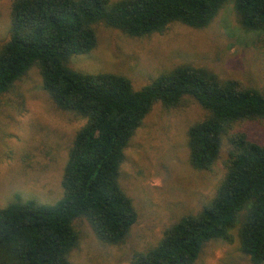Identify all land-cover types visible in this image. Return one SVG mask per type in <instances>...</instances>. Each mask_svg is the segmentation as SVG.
<instances>
[{"label":"trees","instance_id":"obj_1","mask_svg":"<svg viewBox=\"0 0 264 264\" xmlns=\"http://www.w3.org/2000/svg\"><path fill=\"white\" fill-rule=\"evenodd\" d=\"M229 3L246 31H264V0H14L9 41L0 49V95L33 67L55 105L86 119L69 152L62 197L52 205L15 196L0 208V264H70L85 218L105 244L126 242L138 212L120 183L126 149L158 103L179 107L196 100L204 119L188 132L190 163L210 170L223 156L224 137L245 121L264 120V93L239 79L222 80L206 68L183 65L135 90L118 74H83L68 62L98 44L104 24L141 38L180 23L208 27ZM226 175L199 213L165 230L160 242L134 255L131 264H196L206 244L232 241L264 264V144L246 132L231 135Z\"/></svg>","mask_w":264,"mask_h":264},{"label":"rangeland","instance_id":"obj_2","mask_svg":"<svg viewBox=\"0 0 264 264\" xmlns=\"http://www.w3.org/2000/svg\"><path fill=\"white\" fill-rule=\"evenodd\" d=\"M14 0H0V49L9 41ZM118 1V0H113ZM98 44L89 54L71 57L69 67L83 74H118L135 90L176 67L206 68L222 80L239 79L264 93V31L241 27L233 3L206 28L175 23L163 34L130 37L104 24L96 26ZM206 110L187 97L177 108L158 103L126 149L120 183L138 212L126 242L99 240L85 218L75 222L79 244L70 264H131L135 254L157 245L165 230L199 213L215 197L226 175L229 139L238 131L264 144V120L236 124L223 141V156L206 171L193 168L189 129ZM86 119L60 110L33 67L12 90L0 95V208L15 196L55 204L63 195L62 178L69 152ZM232 241L206 244L196 264H252L240 250L238 230Z\"/></svg>","mask_w":264,"mask_h":264}]
</instances>
